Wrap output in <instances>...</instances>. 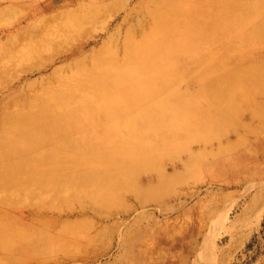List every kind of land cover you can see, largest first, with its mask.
<instances>
[{
	"label": "rangeland",
	"instance_id": "obj_1",
	"mask_svg": "<svg viewBox=\"0 0 264 264\" xmlns=\"http://www.w3.org/2000/svg\"><path fill=\"white\" fill-rule=\"evenodd\" d=\"M159 3L0 0V264H264V96L239 99L215 132L178 137L135 170L96 175L80 164L100 165L109 149L97 136L124 114L55 127L27 116L97 55L120 59ZM258 43L243 73L264 84ZM182 87L204 98L197 83ZM12 139L57 141L61 155L29 149L15 165Z\"/></svg>",
	"mask_w": 264,
	"mask_h": 264
},
{
	"label": "bare ground",
	"instance_id": "obj_2",
	"mask_svg": "<svg viewBox=\"0 0 264 264\" xmlns=\"http://www.w3.org/2000/svg\"><path fill=\"white\" fill-rule=\"evenodd\" d=\"M147 9L149 26L139 37L127 35L120 59L97 55L90 66L44 96L49 102L46 109L27 114L46 118L43 127H55L53 122L63 118L94 123L102 114H124L97 136L109 149L100 165L80 164L93 175L135 170L158 157L163 147L177 146L178 137L215 132L218 121L236 110L239 99L253 100L256 92L264 96L261 77L243 73L250 67L248 54L264 38V0H160ZM233 53L242 54V59L225 60ZM191 82L204 93L202 100L182 87ZM77 90L81 94L76 95ZM128 108L133 110L124 113ZM211 110L219 115L212 117ZM110 131L113 134H106ZM7 146L15 165L29 149L61 155L57 141L12 139Z\"/></svg>",
	"mask_w": 264,
	"mask_h": 264
}]
</instances>
